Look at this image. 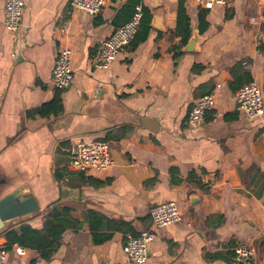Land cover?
I'll use <instances>...</instances> for the list:
<instances>
[{"label":"crops","instance_id":"0c3cea01","mask_svg":"<svg viewBox=\"0 0 264 264\" xmlns=\"http://www.w3.org/2000/svg\"><path fill=\"white\" fill-rule=\"evenodd\" d=\"M22 1L11 38L0 0V244L21 221L40 229L55 203L71 209L75 221L92 211L137 235L150 225L151 207L175 202L191 226L158 231L147 264H264V115L251 120L238 111L241 86L230 87L233 73L246 72L264 94V3L230 0L202 9L185 0L191 36L179 48L178 0H141L152 16L148 38L124 48L107 70H95L90 60L127 22L120 12L128 0H106L95 17L73 10L71 0ZM60 47L71 51L74 78L58 92L51 79ZM212 91L214 109L189 127L193 104ZM56 98L60 114H32ZM92 142L109 144L112 167L67 170V149ZM18 201L25 204L17 215H29L4 223L10 215L3 210ZM98 234L111 236L95 245L83 224L64 232L50 260L6 249L4 264H132L122 251L131 233ZM247 244L255 258L237 262L234 248Z\"/></svg>","mask_w":264,"mask_h":264},{"label":"built area","instance_id":"2783aa9c","mask_svg":"<svg viewBox=\"0 0 264 264\" xmlns=\"http://www.w3.org/2000/svg\"><path fill=\"white\" fill-rule=\"evenodd\" d=\"M202 9L225 7L230 0H188ZM106 0H71L73 10L81 11L88 16H97L104 8ZM24 3L22 0H4L3 26L11 38H15L21 22ZM141 20L140 8L124 25L115 29L113 33L102 42L99 51L90 60V65L95 70H107L115 61L116 56L124 48L130 46ZM71 51L68 48L57 49L56 59L52 72L51 84L55 91L61 92L68 89L73 81L74 72L71 61ZM246 66V62L242 63ZM237 110L248 119H259L264 115V94L256 82H250L235 93ZM216 94L214 91L199 98L191 108L187 124L189 127L200 125L207 112L214 109ZM67 170L73 173H105L113 165L110 147L106 142H92L73 144L67 149ZM150 225L137 235L126 238L123 253L132 264H147L149 249L156 239L158 231L171 225H183L190 228L184 221L181 207L175 202H164L151 207L149 211ZM12 252L23 257L27 249L17 245L10 247ZM235 259L243 263L255 258L254 246L251 244L234 248ZM7 256L6 246L0 244V264H4Z\"/></svg>","mask_w":264,"mask_h":264},{"label":"trees","instance_id":"16d2710c","mask_svg":"<svg viewBox=\"0 0 264 264\" xmlns=\"http://www.w3.org/2000/svg\"><path fill=\"white\" fill-rule=\"evenodd\" d=\"M185 0H178L177 9V23L176 31L174 35L181 36L179 48L184 46L190 38V19L186 14L184 8ZM140 5L141 20L138 31L131 42L130 46L135 48L148 38L150 32L151 14L142 7L141 0H128L127 4L122 8L121 14L126 16V21H129L135 13L136 6ZM198 22L200 25H205L203 10L198 15ZM180 53L174 55V59H178ZM234 83L230 84L232 90H237L240 86L250 83L251 77L248 73L243 72L240 77H237L235 73ZM240 87V88H241ZM62 111L61 102L58 98L54 99L51 103L42 106L35 110L32 114H38L41 117L56 116ZM45 215L41 217L42 226L40 229H34L29 225L30 220H24L17 224L15 227H11L6 230L1 236L6 241V249H10L11 246L17 245L27 250H33L40 253V257L44 260H50L57 252L61 245V237L64 232L68 230L77 231L80 230L83 224H87L90 232H92L93 244H102L109 240L111 235H99L101 231H117L122 233H133V230L129 224L123 222L111 221L102 215L86 211L83 213V222H78L72 219V210L66 208L58 203L50 206Z\"/></svg>","mask_w":264,"mask_h":264},{"label":"water","instance_id":"95a60500","mask_svg":"<svg viewBox=\"0 0 264 264\" xmlns=\"http://www.w3.org/2000/svg\"><path fill=\"white\" fill-rule=\"evenodd\" d=\"M261 3H264V0H261ZM191 48H192V44L189 43L187 51H191L192 50ZM66 192H67L66 190L62 191V193H61V197L62 198H65ZM24 204H25L24 202L18 201L16 203H13L12 205H10L8 208H5L3 210V214L10 215V217H8V219H6L4 223L10 222V221H13V220H16V219H20V218H22L24 216L29 215V214L17 215L18 210L23 208Z\"/></svg>","mask_w":264,"mask_h":264}]
</instances>
